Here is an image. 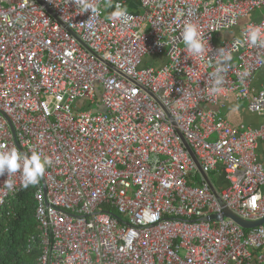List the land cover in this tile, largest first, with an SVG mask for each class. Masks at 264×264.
<instances>
[{
    "label": "built area",
    "instance_id": "built-area-1",
    "mask_svg": "<svg viewBox=\"0 0 264 264\" xmlns=\"http://www.w3.org/2000/svg\"><path fill=\"white\" fill-rule=\"evenodd\" d=\"M89 3L96 15L0 0V152L51 160L34 185L37 264H264V224L225 217L264 219V123L235 127L219 108L264 115V0ZM24 189L20 170L0 176V213Z\"/></svg>",
    "mask_w": 264,
    "mask_h": 264
},
{
    "label": "trees",
    "instance_id": "trees-1",
    "mask_svg": "<svg viewBox=\"0 0 264 264\" xmlns=\"http://www.w3.org/2000/svg\"><path fill=\"white\" fill-rule=\"evenodd\" d=\"M251 20L254 18L242 22L241 30ZM240 33L229 34V38ZM223 185V181L219 182V189ZM35 192L34 185L25 188L0 213V264H37L41 256L38 244L29 251L30 239L38 235Z\"/></svg>",
    "mask_w": 264,
    "mask_h": 264
},
{
    "label": "clouds",
    "instance_id": "clouds-1",
    "mask_svg": "<svg viewBox=\"0 0 264 264\" xmlns=\"http://www.w3.org/2000/svg\"><path fill=\"white\" fill-rule=\"evenodd\" d=\"M74 3L78 7L82 8L84 12L90 10L91 15H96L98 9L89 0H74ZM114 18L120 19L122 22H126L128 18V11L124 7L118 8L113 14ZM259 33L253 31L250 39L253 43L258 40ZM182 39L189 52L193 54H200L204 50V42L198 32V29L193 24H188L183 33ZM220 80H217L219 83ZM51 164V160L48 157H42L40 153L34 152L30 157L26 154L19 152L16 148H12L9 151L0 152V176H4L5 173L8 176L14 175L18 170L22 173L23 187L27 188L31 185L39 183L43 177L46 166ZM5 187L9 191L14 190V183L12 180H5Z\"/></svg>",
    "mask_w": 264,
    "mask_h": 264
},
{
    "label": "crops",
    "instance_id": "crops-1",
    "mask_svg": "<svg viewBox=\"0 0 264 264\" xmlns=\"http://www.w3.org/2000/svg\"><path fill=\"white\" fill-rule=\"evenodd\" d=\"M264 83V69H262L258 74L253 83V91L258 92ZM226 118L234 125L239 127L243 124L252 127H258L264 123V115L252 114L247 108L246 102H237L234 99H223L221 105ZM260 152H264V142L260 146Z\"/></svg>",
    "mask_w": 264,
    "mask_h": 264
},
{
    "label": "water",
    "instance_id": "water-1",
    "mask_svg": "<svg viewBox=\"0 0 264 264\" xmlns=\"http://www.w3.org/2000/svg\"><path fill=\"white\" fill-rule=\"evenodd\" d=\"M14 130H15V129H13V132L15 133ZM188 149L190 150V152H191L192 156L194 157V159L197 161V159H196L195 155L193 154L192 150H191L189 147H188ZM22 153L26 154L25 152H22ZM26 155H27V154H26ZM27 156H28V155H27ZM197 162H198V161H197ZM205 176H206V175H205ZM206 178L208 179L207 176H206ZM213 191H214V193H215L216 195L218 194L215 188L213 189ZM225 217H230V218H232L233 220H235V222H236L239 226H241V227H242L243 229H245V230H252V229H254V228H256V227H259V226H261V225L264 224V219H263V220H260V221H257V222L245 221V220H242L241 218L237 217L236 215H234V214H233L232 212H230V211H226V212H225Z\"/></svg>",
    "mask_w": 264,
    "mask_h": 264
},
{
    "label": "rangeland",
    "instance_id": "rangeland-1",
    "mask_svg": "<svg viewBox=\"0 0 264 264\" xmlns=\"http://www.w3.org/2000/svg\"><path fill=\"white\" fill-rule=\"evenodd\" d=\"M129 11H133L132 9H129ZM108 17V15H106V18ZM244 21H248V19L247 20H243L242 22H244ZM242 22L240 23V25L237 27V28H235L234 29V31H230L229 33H223V35L225 36V37H230V35L229 34H233V32H235L236 34H239L240 33V30H241V24H242ZM239 35H237V37H238ZM220 40H217V42H219ZM157 59H160V58H158V57H149V56H147L146 58H145V60L146 61H155V60H157Z\"/></svg>",
    "mask_w": 264,
    "mask_h": 264
}]
</instances>
